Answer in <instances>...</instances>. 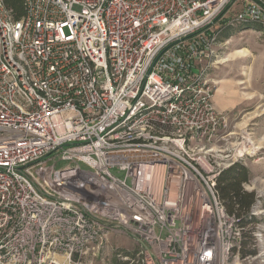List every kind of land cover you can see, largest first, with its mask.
Wrapping results in <instances>:
<instances>
[{
	"label": "built area",
	"instance_id": "1",
	"mask_svg": "<svg viewBox=\"0 0 264 264\" xmlns=\"http://www.w3.org/2000/svg\"><path fill=\"white\" fill-rule=\"evenodd\" d=\"M255 25L264 0H0V264H84L117 233L127 264H264V210L227 214L236 160L209 159L218 33Z\"/></svg>",
	"mask_w": 264,
	"mask_h": 264
},
{
	"label": "rangeland",
	"instance_id": "2",
	"mask_svg": "<svg viewBox=\"0 0 264 264\" xmlns=\"http://www.w3.org/2000/svg\"><path fill=\"white\" fill-rule=\"evenodd\" d=\"M241 8L240 1H234L214 28L220 22L232 21ZM227 31V38L218 37L215 63L209 67L208 78L212 81L214 107L227 116L228 124L213 144V157L209 159L214 167L234 160L245 165L250 179L243 188L255 195L251 208L264 210V28L238 27L218 34ZM261 221L262 216L255 219L257 224ZM115 250L134 255L138 245L123 233L113 234L104 250L85 259L84 264H111Z\"/></svg>",
	"mask_w": 264,
	"mask_h": 264
},
{
	"label": "trees",
	"instance_id": "3",
	"mask_svg": "<svg viewBox=\"0 0 264 264\" xmlns=\"http://www.w3.org/2000/svg\"><path fill=\"white\" fill-rule=\"evenodd\" d=\"M4 6L10 11L14 20H20L25 15V0H2ZM229 31L224 32L220 38H227ZM250 179L249 169L240 162L222 170L215 180V191L225 212L234 215L241 226L254 221L249 215L250 208L255 202L253 192H247L243 186ZM126 256H133L123 252ZM111 264H127L126 261L113 257Z\"/></svg>",
	"mask_w": 264,
	"mask_h": 264
}]
</instances>
